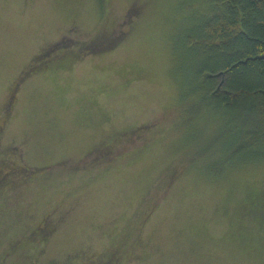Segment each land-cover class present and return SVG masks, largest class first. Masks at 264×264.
<instances>
[{"label": "rangeland", "instance_id": "374dc122", "mask_svg": "<svg viewBox=\"0 0 264 264\" xmlns=\"http://www.w3.org/2000/svg\"><path fill=\"white\" fill-rule=\"evenodd\" d=\"M208 1L0 0V170L40 172L11 204L41 221L0 264H98L103 251L111 264H264V226L241 207L247 188L264 189V158L202 174L242 156L239 116L215 107L189 58ZM188 89L213 113L184 121ZM133 127L117 143L123 157L66 174ZM141 204L147 216L131 233Z\"/></svg>", "mask_w": 264, "mask_h": 264}, {"label": "trees", "instance_id": "16d2710c", "mask_svg": "<svg viewBox=\"0 0 264 264\" xmlns=\"http://www.w3.org/2000/svg\"><path fill=\"white\" fill-rule=\"evenodd\" d=\"M208 2L210 4L209 9L198 14L200 19L195 28L196 32L189 36L188 44L193 47L190 49L189 58L193 67L195 66L194 70L196 78L199 79V88H206V92L208 90V97L215 103V107L239 116L240 121L236 125L238 129L236 144H239V147L235 152L237 151L242 155L239 158L223 161L221 168L216 170V173H219L218 175L207 173L204 165H202L204 177H215L219 176L224 168L232 162L242 164L244 161L254 159V155L259 157L256 159L264 158V0H209ZM93 37L98 38V35ZM121 37L120 31L115 35L114 42L109 47L114 46ZM57 46L68 48L70 45L65 40H61ZM73 47L65 51L73 50L78 58H82L86 54L83 47L81 51L80 45ZM54 50L52 49V51ZM49 52L50 49L42 52L39 55L41 59L38 62L29 63L22 76L24 77L29 71L43 68L49 62L50 58L43 60L49 55ZM188 90L185 93L189 96L187 100L193 104L188 110L183 109L184 121H192L201 110H207L210 114L213 113L208 108L203 109L202 105L204 103L196 101L193 90ZM203 98L205 97L203 96ZM187 112H189V116ZM212 120L216 121L217 119ZM148 125L150 123L145 124L143 128H147ZM131 130L135 131L136 127L118 133L110 141L100 143L94 149L95 153L91 155L92 157L89 160L87 157L82 160L85 163L82 162L65 170L66 174L76 175L79 172L83 175L88 173L93 163L100 161L107 163L109 159L111 161L123 157L124 155L118 150L117 143L121 141L123 135L132 132ZM148 139L150 142V139L156 138H145V140ZM157 139L160 140L161 138ZM213 145L212 147H215L218 144ZM4 163L6 164V162ZM106 165L109 166V163ZM176 166L177 164L173 163L163 170L158 179L159 183L162 182L165 174L169 180L174 174ZM21 170L12 169L10 166L8 169L0 170V229L4 231L0 247L6 246L0 252L2 256L15 251L20 243L28 247L26 244L29 242V233H35L41 229V221L29 222L28 206L16 208L13 207L15 205L11 204L16 197H20L18 195L19 187L28 184L29 181L40 175V172H34L36 169H30L29 167L24 166ZM32 172L34 175H30ZM50 174L51 170H48L42 175L47 177ZM145 200L142 203L145 204ZM144 204L139 205V208L132 215L133 218L137 219L133 221L131 233L140 230L142 221L147 216L144 213ZM241 207L248 216L256 219L258 224L264 226L263 188H247L245 190V200ZM53 209L54 207H51L49 213ZM123 232L124 230H121L120 234L122 235ZM11 233L13 234L11 235ZM121 235L117 234L113 237L112 242H110L111 245L115 244V241H118ZM101 253L98 257V264H107V262L111 264L110 259L113 256L108 255L102 261L101 256L107 255V253L104 251ZM90 263L87 262L86 264Z\"/></svg>", "mask_w": 264, "mask_h": 264}, {"label": "flooded vegetation", "instance_id": "af4514ba", "mask_svg": "<svg viewBox=\"0 0 264 264\" xmlns=\"http://www.w3.org/2000/svg\"><path fill=\"white\" fill-rule=\"evenodd\" d=\"M51 51H52V50H51ZM51 51L49 52V55H50Z\"/></svg>", "mask_w": 264, "mask_h": 264}]
</instances>
